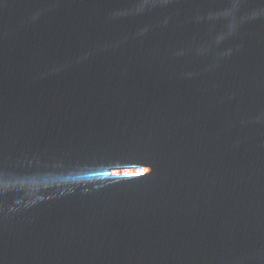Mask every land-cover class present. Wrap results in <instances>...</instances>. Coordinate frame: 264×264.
Listing matches in <instances>:
<instances>
[{
	"label": "water",
	"instance_id": "water-1",
	"mask_svg": "<svg viewBox=\"0 0 264 264\" xmlns=\"http://www.w3.org/2000/svg\"><path fill=\"white\" fill-rule=\"evenodd\" d=\"M0 264H264V0H73L2 59Z\"/></svg>",
	"mask_w": 264,
	"mask_h": 264
}]
</instances>
